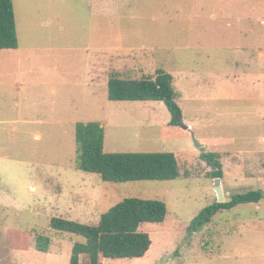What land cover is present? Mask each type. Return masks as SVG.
<instances>
[{"label":"rangeland","instance_id":"obj_1","mask_svg":"<svg viewBox=\"0 0 264 264\" xmlns=\"http://www.w3.org/2000/svg\"><path fill=\"white\" fill-rule=\"evenodd\" d=\"M12 2L18 46L0 49V264H69L83 239L50 219L96 224L127 197L163 201L165 218L140 226L152 241L144 257L100 264H264V0ZM157 68L173 77L181 126L161 101L107 97L110 73ZM87 121L103 127L105 152H173L189 177L113 183L79 169L75 123ZM203 152L220 154L221 191ZM248 190L262 192L258 203L187 232L202 208ZM40 235L57 254L35 249Z\"/></svg>","mask_w":264,"mask_h":264},{"label":"trees","instance_id":"obj_2","mask_svg":"<svg viewBox=\"0 0 264 264\" xmlns=\"http://www.w3.org/2000/svg\"><path fill=\"white\" fill-rule=\"evenodd\" d=\"M18 46L15 14L12 0H0V49ZM173 77L162 68L154 76L123 77L119 72L109 74L107 97L113 101H161L170 119L168 125H183L182 109L175 100ZM103 127L98 122H76L75 140L78 145L77 167L98 174L103 181L123 183L142 180H172L189 177L181 172L173 152H112L103 150ZM210 168L213 180L222 177L218 152L201 154ZM214 167V168H212ZM260 190H248L232 195L228 201H216L202 208L187 226L189 234L200 231L221 210L242 203H258ZM166 215V205L160 200L127 197L101 213L96 224H86L62 217H52L49 226L57 231L72 233L83 240L73 244L69 264H80L86 254L88 264H100L104 258H141L149 251L152 241L149 234L140 230L143 223H161ZM35 249L57 254L49 239L38 236Z\"/></svg>","mask_w":264,"mask_h":264},{"label":"water","instance_id":"obj_3","mask_svg":"<svg viewBox=\"0 0 264 264\" xmlns=\"http://www.w3.org/2000/svg\"><path fill=\"white\" fill-rule=\"evenodd\" d=\"M196 144H197V146H200L201 144H199L198 142H196ZM212 168H214V167H212ZM220 178H216L215 180H214V183H215V185H216V189L218 190V191H221V186H220ZM220 194V193H219ZM219 201H223L221 198L219 199Z\"/></svg>","mask_w":264,"mask_h":264}]
</instances>
